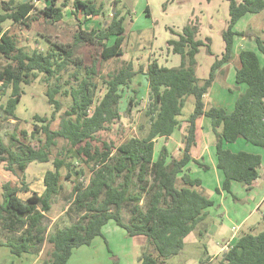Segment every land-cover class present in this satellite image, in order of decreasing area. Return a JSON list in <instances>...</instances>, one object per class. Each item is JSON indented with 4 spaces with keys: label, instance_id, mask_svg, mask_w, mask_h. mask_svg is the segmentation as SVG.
<instances>
[{
    "label": "trees",
    "instance_id": "1",
    "mask_svg": "<svg viewBox=\"0 0 264 264\" xmlns=\"http://www.w3.org/2000/svg\"><path fill=\"white\" fill-rule=\"evenodd\" d=\"M36 1L42 0L0 1V91L11 90L6 104H0V124L19 120L16 112L24 95L22 85H31L40 74L47 85L48 105L54 108L51 117H34L42 125L34 126L28 143L22 142L15 130L8 143L0 135V165L21 183L14 186L7 182L2 186L0 230L5 236L0 234V247L22 257L39 255L42 246L49 243L53 251L43 264H68L75 249L91 246L95 238L104 236L103 228L113 221L129 236L147 238V247L139 259L141 264H166L169 258L181 254L185 239L191 233L199 229V236L208 234L206 219L215 205L204 193L202 181L192 177L189 171L192 164L209 169L191 156L199 118L209 119L216 134L217 168L223 176L221 189L224 192L231 193L233 182L250 190L260 178L263 164L260 155L232 152L224 148V143H235L243 138L248 144L264 149V41L254 36L257 51L243 48L237 54L235 82L245 85L246 91L238 97L231 113L207 105L205 96L216 81V71L235 60L237 36L253 35L237 31L236 26L245 16L264 12V0H227L229 22L222 31L225 52L216 59L207 79L197 76L196 58L202 47L212 55L211 41L198 39L197 25L190 23L176 39L167 43L173 54L180 56L179 67L169 68L150 60L147 67L136 70L134 64L128 63L103 78L106 89L99 101L95 99L96 78H100L98 61L85 65L77 49L80 46L99 49L101 62L123 57L125 14L130 15L128 6L124 4L125 14L118 7L112 8L111 21L101 29L86 30L81 26L72 43L52 42L43 37L48 47L41 50L37 42L38 47L30 50L19 47L16 37L4 25L11 21L30 28L35 19ZM58 1L47 0L41 10L45 19L53 24L61 22L65 16ZM120 2L115 1L117 5ZM73 14L78 21L81 20L79 14H83V25L94 17L107 15L104 5L97 6L93 0H75ZM71 66L75 68L73 79L62 83V74ZM139 75L145 76L148 88L149 104L145 110L148 134L142 138L131 136L119 145L101 142L97 135L121 119L120 104L126 90L133 93L128 100L127 113L141 100L137 97L139 90L132 87ZM59 97L70 98V105L63 113L59 128L53 130V122L65 107ZM189 97L194 98L195 109L185 122L183 156L171 157L164 146L155 157V141L169 138L180 130L179 117ZM39 134L43 139L37 138ZM35 139L39 140L37 145H34ZM58 140H64L67 145L53 158L54 169L46 171L44 190L39 193L31 189L26 171L32 163L50 162ZM73 150L88 168L90 179L87 184L83 180L73 188L66 213L71 221L49 232L47 214L54 198L64 189L62 171L65 170V180H70L73 173L84 174L71 155ZM216 264H264V231L238 236Z\"/></svg>",
    "mask_w": 264,
    "mask_h": 264
},
{
    "label": "rangeland",
    "instance_id": "2",
    "mask_svg": "<svg viewBox=\"0 0 264 264\" xmlns=\"http://www.w3.org/2000/svg\"><path fill=\"white\" fill-rule=\"evenodd\" d=\"M93 1L97 6L103 4L104 11L107 15L94 17L84 25L81 22L84 17L83 14H79L80 21H78L73 14L75 13V0H59L57 2V5L62 8L65 16L61 22L55 24L47 21L41 14V10L47 5V0H42L35 2L36 10L33 12L35 19L32 21L30 28H27L22 24L14 25L11 21L5 23L4 27L9 29V31H11L16 37L19 47L32 50L33 48L38 47L37 42H40V49L42 50L48 47V43L45 42L43 37L48 38L52 42L64 44L72 43L74 41L75 33L81 26L86 30L93 28L101 29L104 24L111 21V9L118 7L123 10L125 14L126 9L124 4H126L130 10V16L125 14L126 40L124 42L125 55L123 57L101 62L99 49L92 46H80L77 49V53L82 57L85 65H91L93 62L98 61L97 69L100 72V78H96L98 82L95 96L96 101L101 99L106 89L103 78H106L108 74L117 72L128 63H135L134 65L137 70L139 67L145 68L150 57H162V59H167L168 41L176 39L178 34L182 33L184 27L190 23L197 25L199 31L198 39L205 40L206 38H209L211 41L210 49L212 55L207 53L206 47L200 49L199 64L201 66V71L206 70L210 59H212L214 64V61H216V57L214 56L223 51L222 48L224 41L222 38V31L225 30L229 22V2L227 0H212L210 2L207 0H120L121 2L118 5L115 3L117 0ZM236 30L253 35L245 38L237 36L235 41V60L227 65V69H229L228 77L225 80L227 75L225 72L224 76H220L217 79V85L210 89V94L208 93L209 95L206 102L212 103L215 98H219L221 95L232 100L242 94L243 91L239 90L235 83V67L238 63L237 54L242 48H256L253 38L254 36H258L264 41V12L245 16L236 26ZM219 56H221V54ZM161 64L164 65L163 61ZM210 70L211 68L209 69V72ZM217 71L216 73H219ZM74 72L75 68L71 66L68 72L62 74V83L66 80H72L73 78L71 75ZM81 73L83 74L84 71ZM43 77L44 76L40 74L31 85H22L24 95L16 112L19 120H10L0 124V135L6 143L9 142L11 138L10 136L14 130L22 142L28 143V140H30L28 135L33 131L34 126L42 125L40 122H37L34 117L36 115L51 117L54 108L48 105V98L46 97L47 85L43 82ZM219 79L225 80L227 86L230 87L234 85L237 89L231 88L229 93L224 92L223 87L220 85L221 80ZM143 84H145V81H140L137 76L134 80L133 88H139L142 95L146 93L144 90L145 85ZM242 87L245 89V86ZM239 91H241V93H239ZM10 93V89H7V91L4 92L0 91V104H6ZM132 95V91L127 89L124 94V99L120 104L121 119L109 124L107 130H103L97 135L101 142L119 145L131 136H144L145 129L149 127L148 119L145 116V110L149 101L145 96H138L141 97V100H139L138 103H144V105L136 102L131 108V113H127L128 100ZM59 99L63 102L65 107L57 115L56 121L53 122V130L59 128L63 113L70 105V98L59 97ZM194 109L195 101L193 97H190L186 102L183 114L179 119L187 120L194 112ZM23 133H27V135L24 136ZM41 136L42 135L39 134L37 138ZM41 139H43V137H41ZM38 143L39 140L35 139L34 145H37ZM66 145L67 144L64 140H58V145L52 150L50 162L45 164L32 163L30 165V168L26 172V180L31 189L39 193L43 192L44 175L47 170L54 169L53 158L58 156ZM158 149H160L159 146ZM71 155L75 157L76 161L79 163L78 169H81L84 174L80 175L79 173H73V177L70 180H65V170L62 171L64 189L54 198L52 209L47 214L49 232H52L56 227L63 226L71 221V218L68 217L66 213L70 204V197L73 188L83 180V183L87 184L90 179L91 174L78 156L77 152L73 150ZM7 182H10L14 186H21L18 179L12 173L5 171L3 165H0V203L3 202L2 186ZM239 185L242 186L241 184ZM20 196L23 199L26 198L25 194H21ZM235 196L237 198L243 197L238 193ZM217 200H219V198ZM230 201L232 202L231 197ZM214 203L215 205L209 210L212 213V221L208 219L206 222L209 228L211 226L216 228L213 226L214 223L216 226H219V232L216 236V240L219 244L230 239L235 240L238 236L247 233L246 226H243L239 231H236L235 228L240 224L237 217H235V215L229 218L225 217L226 214H224V212L227 209L223 208L222 210L219 208V202L215 201ZM239 203L243 206L241 207V209H243L242 211H245L242 215H245L246 213L249 214V211L253 212V208L255 207L254 203ZM228 210L236 212V206H230ZM125 216L127 219L129 218L128 210H126ZM263 216L264 207L259 211L253 212L249 223L254 224L255 229L254 231H250V233L258 234L264 231ZM222 219H224V221H222ZM0 231H2L0 234L5 236V232H3V230ZM199 231L200 230L198 229L194 233L199 235ZM103 233L104 236L96 238V241H94L91 246H83L75 249L68 264H141L139 259L148 243L146 237H131L127 234L126 230L117 226L113 221L109 222L103 228ZM207 236L208 235L205 237H198L199 245H193L189 242L181 254L169 258L166 264H184V262L198 264L200 260L205 258L204 249L201 246L203 243L207 242ZM52 251L53 245L45 243L42 246L39 255L25 254V256L16 257L11 254L9 249L0 247V264H43L50 259Z\"/></svg>",
    "mask_w": 264,
    "mask_h": 264
},
{
    "label": "crops",
    "instance_id": "3",
    "mask_svg": "<svg viewBox=\"0 0 264 264\" xmlns=\"http://www.w3.org/2000/svg\"><path fill=\"white\" fill-rule=\"evenodd\" d=\"M125 30H126V28H125ZM125 34H126V31H125ZM222 49H223V51L220 52L221 56H219L220 55L219 53L216 56H214V57H216V59L217 58L220 59L222 57V55L224 54L225 44H223ZM249 50L257 51V47L255 49L253 48V49H249ZM167 52H168V55L166 57L167 59H164V58L162 59V57H160V58H151L150 57L148 59L145 67H147L150 60H157L161 66H165V67H169V68L179 67L180 63H181L180 56L173 54L172 49L169 47L167 49ZM199 56L200 55L198 54L197 58H196L197 62H198L197 76L200 79L204 80V79H207L209 77V74H210L209 69L211 68V66L213 64V61H212V59H210L208 64H207L206 70L201 71L200 70L201 66L199 64ZM162 61H163L164 65L161 64ZM227 65L228 64L223 65L217 71L219 73H217L218 76L216 78L215 83L213 84V87H211V89L217 85V79L220 76L221 77L224 76L225 72H226L225 74H227L225 77V80H226V78L228 77V73H229V71H228L229 69H227ZM134 67H135V65H134ZM138 77H139L140 81L141 80L145 81V76L139 75ZM219 80H221L220 85L223 87L224 92L229 93V91H231V88L232 89L235 88L234 85H232L230 87L227 86L225 84V80H222V79H219ZM146 84L147 83L145 81V84H143V85H145L144 90L146 91V93L144 95L141 94V90L139 88H137V89L134 88L136 90H139L140 93L138 94V96H141V97L145 96V98H148V88H146L147 87ZM242 86H245V85L236 84V87H238L239 90H242L243 91L242 94H243L246 91V86H245V89ZM235 89H237V88H235ZM239 93H241V91H239ZM209 94H210V91H209ZM209 94H207L205 96V103L207 105H212V106H215L218 108H224V109H226V111L228 113H231L233 111L235 103L238 99V97H237L235 99L229 100L228 97H223L221 95L219 98H215L212 101V103H209V102H206ZM209 99H211V98H209ZM142 102H146V101H142ZM142 104L144 105V103H142ZM179 120L182 122L181 123L182 126H181L180 130H177L169 138H159L158 140L155 141V157H157V151L159 154L160 149L164 146L168 149L171 157L180 159L183 156V147H184L183 138L185 137V134H186L185 131H186L187 124L185 123L186 120H181V119H179ZM148 131H149V127L145 129V133H144L143 137H145L148 134ZM216 145H217V137H216V134L213 130L211 121L205 117L199 118L196 121V144L191 149V156L194 159L200 161L203 165L207 166L209 169L205 170L202 166L192 164L189 166L190 174L192 177L198 178L202 181L203 188H204L203 190H204V193L206 194V196H208L214 202L215 201L219 202V208L220 209H222V210H223V208L227 209L224 212V214H226L225 217L229 218V217H232L233 215H235V217H237V219L240 221V224L237 228H235L236 231H239V229H241V227H243V226H246L247 233H249L250 231H254L255 225L250 224L249 220H250L251 216L253 215V212L259 211L260 209H262L264 207V149L257 147V146H253L251 144H248L243 138H239L237 140V142H235V143H231V144L224 143V148L227 150H230L232 152L245 151L248 153L257 154V155H260L262 157V161H263L262 167L259 170L260 178L254 183L253 187L250 190H248L244 186H240L239 183H237V182H233L232 188H231V190H232L231 193H226L221 189L222 183H223V176H222L221 172L219 171V169L217 168ZM158 146L160 147V149H158ZM29 168H30V166H29ZM28 169H27V171H28ZM26 177H27V175H26ZM217 189H220V192H217L216 191ZM237 193L242 195L243 197L237 198L235 196ZM230 197H231L232 202L230 201ZM218 198H219V200H217ZM239 202L254 203L255 207L253 208V212L249 211V214L246 213L247 215L246 214L242 215V213L245 211H242L243 209H241V207H243V206ZM230 206H236V212L229 211L228 208H230ZM211 217H212V213H211V211H209L206 221L208 219H210L212 221ZM263 218H264V216H263ZM222 221H224V219H222ZM213 226H215L216 228H213L212 226L209 228V231L207 234L208 240H207V242L203 243L201 246L204 249V257L205 258L200 260L198 262V264H216L221 259V257L226 253V251H228V249L231 247V245L236 240V239L235 240L230 239L228 241H223L222 243L219 244L216 240V236L218 235V232H219V226H216L215 223L213 224ZM198 237H199V235H196V233H194V232L191 233L185 239V246H187L189 244V242H191V244H193V245H196V244L199 245ZM94 241H96V238ZM23 256H25V255H23ZM184 264H192V263L184 262Z\"/></svg>",
    "mask_w": 264,
    "mask_h": 264
},
{
    "label": "water",
    "instance_id": "4",
    "mask_svg": "<svg viewBox=\"0 0 264 264\" xmlns=\"http://www.w3.org/2000/svg\"><path fill=\"white\" fill-rule=\"evenodd\" d=\"M131 5V4H130Z\"/></svg>",
    "mask_w": 264,
    "mask_h": 264
}]
</instances>
